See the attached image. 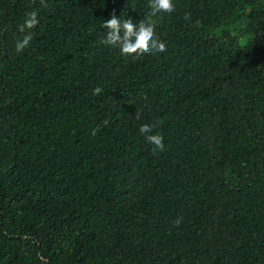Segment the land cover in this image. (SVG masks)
I'll use <instances>...</instances> for the list:
<instances>
[{"label": "trees", "instance_id": "trees-1", "mask_svg": "<svg viewBox=\"0 0 264 264\" xmlns=\"http://www.w3.org/2000/svg\"><path fill=\"white\" fill-rule=\"evenodd\" d=\"M173 2L0 0V264H264V0Z\"/></svg>", "mask_w": 264, "mask_h": 264}, {"label": "clouds", "instance_id": "clouds-1", "mask_svg": "<svg viewBox=\"0 0 264 264\" xmlns=\"http://www.w3.org/2000/svg\"><path fill=\"white\" fill-rule=\"evenodd\" d=\"M44 4V0H41ZM46 6V4H45ZM151 12L147 14L145 19H141L139 23H135L133 19H121L113 15L110 19L104 20L102 27L107 30V33L102 43L118 47L121 55L124 56H138L143 54H158L167 51V45L164 41L160 40L155 33V22L151 17L156 16L158 13L171 14L175 11V4L173 0H149ZM39 23L38 13L36 11H29L24 19V22L18 25L20 32L26 33L22 39L17 40L15 51L17 53L29 46L32 40V32ZM102 89L97 87L93 89V95H100ZM140 113L136 114L139 119ZM153 125L143 124L139 128V133L142 134L147 143L154 145L153 151L164 150V138L159 133L152 134ZM95 134V130L93 132ZM177 225L180 220L175 222Z\"/></svg>", "mask_w": 264, "mask_h": 264}]
</instances>
